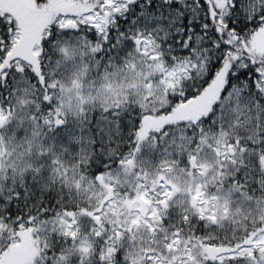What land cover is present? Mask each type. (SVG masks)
Wrapping results in <instances>:
<instances>
[{"label":"snow or ice","instance_id":"obj_1","mask_svg":"<svg viewBox=\"0 0 264 264\" xmlns=\"http://www.w3.org/2000/svg\"><path fill=\"white\" fill-rule=\"evenodd\" d=\"M0 264H264V0H0Z\"/></svg>","mask_w":264,"mask_h":264}]
</instances>
